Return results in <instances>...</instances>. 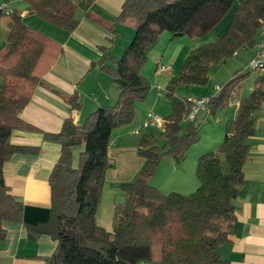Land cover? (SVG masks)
I'll list each match as a JSON object with an SVG mask.
<instances>
[{
	"label": "trees",
	"instance_id": "1",
	"mask_svg": "<svg viewBox=\"0 0 264 264\" xmlns=\"http://www.w3.org/2000/svg\"><path fill=\"white\" fill-rule=\"evenodd\" d=\"M7 1L8 0H3ZM27 11L69 33L75 31L78 0H25ZM94 2L95 0H88ZM228 14L226 33L215 42L191 51L180 73L166 87L173 104L159 135L143 134L138 154L146 159L137 178L119 188L123 202L116 205L113 232L97 223L105 174L110 166L109 147L113 130L133 123L137 101L147 98L149 80L141 72L150 51L164 32L171 40L195 38L212 31ZM12 26L0 47V243L7 238L6 222L25 224L36 236L50 235L57 246L47 264H229L220 249L237 231L235 200L245 183L244 164L249 156L248 138L255 133V112L264 100V78L257 77L253 91L240 100L235 120L229 123L224 140L214 151L203 153L197 162L199 187L190 194L164 193L153 185L165 156L178 162L186 158L200 140L199 127L182 121L192 101L176 97L180 84L205 85L212 66L229 60L240 49L256 46L264 24V0H124L116 22L134 29L122 55L111 56L105 47L98 64L119 91L113 105H100L83 124L65 119L59 132H44L48 141L61 144V153L49 178L51 216L48 222L29 225L24 205L5 181L4 166L15 154H37L40 147L11 142L15 130L37 131L21 118L37 86L63 55V45L23 20L21 11L10 15ZM117 36L116 23L87 13ZM251 70V69H250ZM253 71V70H251ZM239 74L226 81L207 99L211 115L229 107L238 85L250 75ZM72 109H80L78 94L64 96ZM83 147L79 163L74 148Z\"/></svg>",
	"mask_w": 264,
	"mask_h": 264
},
{
	"label": "crops",
	"instance_id": "2",
	"mask_svg": "<svg viewBox=\"0 0 264 264\" xmlns=\"http://www.w3.org/2000/svg\"><path fill=\"white\" fill-rule=\"evenodd\" d=\"M8 3L13 10L21 11L25 23L58 40L64 48L63 55L45 74V84L37 86L30 102L21 112V118L35 126L37 131L15 130L10 139L13 144L38 146L40 152L15 154L4 166L5 181L11 193L24 205L25 223L38 225L48 222L51 216L49 178L61 153V144L46 140L44 132H59L68 117L77 124H83L98 106L116 103L119 91L112 78L98 64L103 54L101 47H105L111 56H121L134 36V29L116 22L124 0H78L75 13L78 26L72 33L29 14L25 0H8ZM88 12L116 23L117 36L103 24L87 17ZM230 17L231 14H228L213 29L217 38L228 30ZM11 26V16L0 19V47L7 41ZM243 50L250 52V59L255 53V47ZM161 58L157 59L156 65ZM170 61L173 62V59ZM244 72L239 71V74ZM255 72L254 82L259 76L264 78L263 73ZM250 78L252 73L238 85L229 107L219 111L227 118L220 143L225 138L229 123L237 116L240 100L246 97L243 92ZM157 89L160 90L161 85ZM76 93L81 102L80 109H72L64 97ZM159 96H162L161 91L157 93ZM138 114L134 118L135 124L116 128L112 133L110 166L105 174L101 203L95 217L98 225L109 232L114 229L116 205L124 200L120 184L134 181L146 161L138 154V140L146 133L157 135L152 128H142L147 114L144 111L142 115ZM139 128L141 134H135L134 130ZM248 142L249 156L243 168L245 183L235 200L237 231L230 242L220 249L221 256L229 260V264H264V110L261 108L255 112V133L248 138ZM77 148L73 150L75 164L79 163V155L75 159L74 154ZM210 151L214 149H198L194 152L195 160L198 162L203 153ZM187 159L188 156L178 162L173 156H165L155 173L153 185L164 193L194 192L199 187L195 173L197 166L195 169L194 159ZM5 228L7 238L0 243V264H47V258L57 246L52 236H36L22 223L6 222Z\"/></svg>",
	"mask_w": 264,
	"mask_h": 264
},
{
	"label": "rangeland",
	"instance_id": "3",
	"mask_svg": "<svg viewBox=\"0 0 264 264\" xmlns=\"http://www.w3.org/2000/svg\"><path fill=\"white\" fill-rule=\"evenodd\" d=\"M131 28V27H129ZM172 34L170 32H164L156 46L150 51L148 61L142 67L141 72L149 80L151 84V90L146 99L142 101H137L135 105V118L136 115H142V111L145 114L154 111L158 113L163 120L168 117L173 110V104L171 98L167 97L166 87L170 79L180 73L182 70L184 61L191 53V51L201 45L215 42L218 38L214 31L198 36L195 38H190L187 35L179 37L176 40H171ZM220 38V37H219ZM239 55H233L229 60L212 66L209 72V81L205 85H185L180 84L174 90V94L179 98L186 99H205L219 92L220 88L226 83L227 80L233 78L234 74L239 71H251L248 67V62L250 59V52L240 49L238 51ZM185 55V56H184ZM161 58L160 64H171L174 68L170 72H158L156 65L157 59ZM173 59V62L170 61ZM177 60L179 61L177 64ZM239 70V71H238ZM252 78L247 82L244 89V95L248 96L254 89V76L255 71H251ZM161 85V89L158 90L157 87ZM220 86L216 88L217 86ZM161 91L162 96L157 97V93ZM154 105V106H152ZM138 111H137V110ZM221 112V111H220ZM218 112L216 115H211L206 110L201 109L198 112L196 119H191L187 116L182 121L183 131H186L188 125H195L199 127L200 140L190 147L187 156L190 159H194V168L196 169L197 161L195 160L194 152L198 149H214L216 150L220 145V139L224 135L225 127L224 124L227 120L224 113ZM135 120V119H134ZM136 121V120H135ZM133 121V123L135 122ZM139 121V120H138ZM131 123V124H133ZM135 124V123H134ZM151 129V128H149ZM164 129V124L160 126L153 127V130L158 138ZM219 141V142H218ZM163 139L159 138V143L162 145ZM83 147L75 149V159ZM187 159V160H189ZM162 162V161H161ZM161 165V163H160ZM193 167V164H192ZM196 173V171H195ZM198 180V179H197ZM198 185L200 182L198 180ZM194 191V190H193ZM190 193V192H189ZM157 264V263H154Z\"/></svg>",
	"mask_w": 264,
	"mask_h": 264
},
{
	"label": "built area",
	"instance_id": "4",
	"mask_svg": "<svg viewBox=\"0 0 264 264\" xmlns=\"http://www.w3.org/2000/svg\"><path fill=\"white\" fill-rule=\"evenodd\" d=\"M12 12L13 9L10 7L7 1H0V19L3 18L4 16H8V15L10 16ZM236 54L237 53H235V55ZM248 67L253 71H258L264 74V24L261 26L259 30V39L255 46V53L253 57L250 59L248 63ZM157 70L158 72L161 73L170 72L173 70V67L170 64L159 63V65L157 66ZM263 91H264V87H263ZM207 99L208 98H205L203 100L202 99L191 100L193 106L188 115L191 119H196L198 112L201 109L206 108ZM261 109L264 110V100L262 101ZM163 124H164L163 118H161V116L158 113L151 111L147 114L145 120L143 121L142 128L149 129ZM141 132L142 130L140 128L134 130L135 134H141ZM143 264H149V263L146 262Z\"/></svg>",
	"mask_w": 264,
	"mask_h": 264
}]
</instances>
